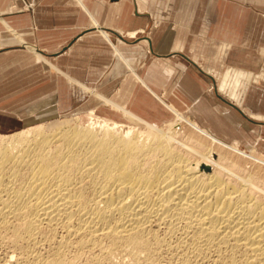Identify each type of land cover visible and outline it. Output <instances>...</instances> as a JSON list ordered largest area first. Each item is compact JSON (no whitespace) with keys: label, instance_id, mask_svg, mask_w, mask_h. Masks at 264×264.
<instances>
[{"label":"bare ground","instance_id":"obj_1","mask_svg":"<svg viewBox=\"0 0 264 264\" xmlns=\"http://www.w3.org/2000/svg\"><path fill=\"white\" fill-rule=\"evenodd\" d=\"M173 109L177 124L164 134L148 126L144 138L106 120L101 134L96 125L50 133L39 125L0 136V229L30 247L24 264H70L64 253L74 242L104 241L98 251L118 250L130 264H159L164 247L178 264H264V158ZM59 226L69 238L44 254L41 229L51 241Z\"/></svg>","mask_w":264,"mask_h":264},{"label":"crops","instance_id":"obj_2","mask_svg":"<svg viewBox=\"0 0 264 264\" xmlns=\"http://www.w3.org/2000/svg\"><path fill=\"white\" fill-rule=\"evenodd\" d=\"M262 55L264 0H0V83L18 85L14 93L56 75L125 118L158 126L168 118L154 117L150 106L175 108L228 143L242 140L214 121L242 131L264 120L262 99L248 85L264 81ZM62 92L51 87L15 108L0 107V136L61 113Z\"/></svg>","mask_w":264,"mask_h":264},{"label":"rangeland","instance_id":"obj_3","mask_svg":"<svg viewBox=\"0 0 264 264\" xmlns=\"http://www.w3.org/2000/svg\"><path fill=\"white\" fill-rule=\"evenodd\" d=\"M231 16H232V18L230 17L231 18L230 21H233L234 26H235V24H236V14L235 15H231ZM153 27H155L154 24H152L151 27L149 29H147V31H141L139 29V31L137 33L138 34L149 33ZM2 28H3V26H2ZM137 33H135V35H132V34H129V35L131 37H137ZM21 42L23 43V45L27 44V43H25L23 41H21ZM248 42H246L247 47H248L247 50L251 51L250 53L256 52L253 49L252 42H250V43H248ZM49 64L52 67H55L51 62ZM260 69H261V71H264V56L263 55L261 56ZM22 84L23 83H21V86L22 87H25V85H22ZM210 84L211 83L209 82V85ZM248 85L250 87V90H249V93H251L250 95L251 96L254 95L255 99L261 98L262 99V103H263L262 104V108H264V93H263L264 92L263 91L264 90V81L259 82V84H258L256 81L250 80L248 82ZM258 85H261L262 90H258V88H256V87H259ZM18 87L19 86L18 85H15L12 81L11 82H6V83H0V93H2V95L5 98L8 96V98H6L5 100L0 101V107H3L4 109H12V108H15L19 103H21V102H23V101H25V100L28 99L27 98L28 97V94H31V96H32V94L38 95V94H41V93L45 92L46 90H48L51 87H60V89L63 91L62 93H63V96H64L65 106H64V109L61 111V113H57L56 116L53 114L54 117L51 118V119L40 120V118L37 117L36 121H34V120H30V121L27 120V121H25L24 122V125L22 127H21V125L20 126H14V127H12L8 132H4L7 135L9 134L8 135L9 137L8 136L6 137L7 139L8 138L10 139V137L12 136V134H14L15 132L21 130L24 127H26L25 129H27V128L38 127L39 125H43L42 128H43V131H45V133H50L54 128H57V127H60V126H64V127H67V128H72V127H74V128H80V127H87V126H91V125H93V126L96 125V127H95L96 130L101 134L102 133L101 132L102 131V127H100V124L101 123H104L105 120L107 122H109V123H111V122L112 123L113 122L120 123V125L118 126L120 128H118V127H116L117 129L115 128V131L116 132H122V131L124 132L125 130H127V128L128 129L129 128H132V130L134 129V132L139 133L140 138H144V134H146V131L148 129L153 128V127H148V125L146 123H144V122L137 121V120H134V119H130L128 117L125 118L120 113L116 112L111 106H108L106 104H100L97 101H94L92 99L91 94H90L91 93V90H88L86 92V98L83 99L82 96H80L81 94L78 95V92H77L78 90L75 89V88L70 87L65 82V80L63 78H61L60 76L54 75L53 78H50L48 80H43V78H42L41 80H38L37 82L30 83L29 88L28 87H25L24 89H21L20 91H18V93L17 92L14 93L15 90L19 89ZM211 87H212V85H211ZM211 87H209V88L211 89ZM260 92H261V94H260ZM6 94H8V95H6ZM107 101L108 102H111L113 105L115 104L114 101H110L109 99H107ZM150 108L152 109L151 111L154 112V115H153L154 117H158V118H165V117H167L168 118V121L166 123H164L162 125H158L157 124L160 127L159 128H154L155 130H160L164 134V133H166L168 131L169 128H171V126L174 123L177 124V120L179 119V117L176 116L175 114L169 113V112L168 113H162L163 112V109L159 105H157V104H152L150 106ZM97 123H99V126H98ZM214 123L220 129V132H223L224 134H228L230 138H237V137H239L240 140H242V142L240 143L239 146H241L242 149L247 150L248 152H250V149H251V145H250L251 142H257L258 148H257V153H255V154L258 155V156H260V157H263L264 158V120H260V121L259 120H256V122L253 123V128L254 129L251 128L249 130H242V131L240 129L239 130L238 129H233V128L228 129L226 127H222L220 121H214ZM178 127L180 128L179 129V132H182L184 130H187L186 129V126L185 127L184 126H178ZM182 127H183V129H182ZM243 133H244V135H243ZM0 134H3V133H0ZM247 141L248 142L250 141V142L248 143ZM1 142H2V139L0 138V146L2 144ZM0 153H1V147H0ZM245 166H247V168H249L251 170H254V171H256L258 169L257 165H255L253 163V161L250 160V159L245 162ZM254 167L257 168V169H255ZM1 171H2V169L0 168V172ZM62 227L63 226H61L62 231L60 229V226L58 227L59 230L58 231L56 230L58 232V233H56L57 234L56 235L57 240L55 239L56 237H54V239H53L54 241L53 240L50 241L49 239H45L44 240L43 237H45V235L48 234L46 231L49 230V229H47V228H46L47 230L45 228H44L45 230L41 229V232L43 231L42 232L43 234L41 232L39 233V234H41L39 236V240L41 239V241H42V243L40 241V247H39V249L42 252L45 251L44 254H46V253L48 254V253H51L52 252L51 248H53V246L56 245V243L58 242V239L60 240L62 238L63 239L64 238H69V237H65L64 236V235H66L67 231L66 232L63 231V230H66V229L64 227L63 228ZM159 230H161V232ZM1 231H2V229H0V256L2 255V257H3V255H4L5 258H3V260L10 259L9 261L7 260V263L8 264H11V263L12 264H20L21 262H22V264H24V262H25L24 259H27L29 257V249H30V247L28 246V248H29L28 249L27 246L22 247L20 245H16V244L14 245L13 241L10 238H8L9 237L8 234L10 232H8V231H6L4 229H3L2 232ZM157 231H158L157 232L158 234L160 233L159 234L160 236H163L164 235L163 229H157ZM62 233H63V235H62ZM70 238H72V237H70ZM72 239H74V238H72ZM43 241H45V242H43ZM47 242H49V243H47ZM74 243H76V242H74ZM105 243L106 242L104 241V243L102 242L99 245H101V247H102ZM24 244L26 245V243H24ZM73 244L71 245V246H73V248L72 247H70V248L68 247L67 250L64 253L65 254V257H66V260H69L70 261V258L72 259L69 262L70 264H87V262H88V264L90 262H91L90 264H93V262H94V264L95 263L96 264H101V263L102 264L103 263L104 264H109V263L110 264H116L117 262L119 263L120 259H121V261H120L121 264H123V262H124V264L125 263L126 264H130V262H125V260H123V258H124V259H126V261H128L129 260V257H128V259H127L126 256L123 257V255L118 250H117V252L119 254H121L119 256L120 258L118 257L119 254L115 250L112 251L114 253V257L112 255V252H110L112 256L109 255L110 253L108 255L107 254L104 255L105 253L103 252V249L100 247V251L103 252V253L102 252L101 253L104 255V258H105V256H107L106 257V261L103 258V261H104L103 262L102 261V256L103 255L100 256L101 253H98V252H100V251H98L99 250V245L98 246H97V244H94V245H92V244H90V245L89 244L88 245L87 244L80 245V244L77 243V244H74V245L75 246L78 245V246L77 247H74ZM95 245L97 246L98 250H97V248H96ZM15 246H17V247H15ZM80 246H82L81 247V248H83L82 250H81V248H79ZM94 246H95V249H94ZM42 247H43V249L44 248H48V247L49 248H48V250L47 249H44L43 250ZM17 248H19V249H17ZM71 248H72V250H71ZM164 248H162L163 251L164 252H167L166 251V248L165 249ZM21 249L24 250V253L26 252L25 250H27V252L24 254ZM162 249L160 250V255L159 256H161V253H162V256L163 257H161V260L159 262H161L163 260L161 262L162 264H165V263L166 264H175V263L178 264L179 258L178 259L176 258V261L177 262L175 261V258H174V256L176 257L177 254L172 253V251L169 250V249H167L168 250V253L166 254V253L162 252ZM49 250H51V252ZM92 250L94 252H92ZM68 251H69V253H68ZM80 253H81V255L84 253L82 255V257L80 255ZM171 253L173 255H171ZM12 254L15 256V257H13L14 259L13 258H10V256H9V255H12ZM165 254L168 255V256H166ZM110 257H112V261H110L111 259H109V261H107L108 258H110ZM99 258H100L101 261H99ZM18 259H20V260H18ZM75 259H77V260H75ZM158 259L159 258H157V260ZM168 259H170V260H168ZM3 260L0 261V264H1V262H4ZM73 261H74V263H73ZM114 261H116V262H114ZM170 261H172V262H170ZM159 262H157V263H159ZM63 263L64 262H62V264ZM161 263H159V264H161ZM58 264H61V262L58 263Z\"/></svg>","mask_w":264,"mask_h":264}]
</instances>
